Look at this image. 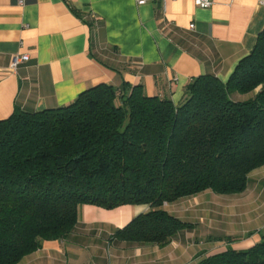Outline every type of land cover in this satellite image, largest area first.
<instances>
[{
    "label": "trees",
    "instance_id": "trees-1",
    "mask_svg": "<svg viewBox=\"0 0 264 264\" xmlns=\"http://www.w3.org/2000/svg\"><path fill=\"white\" fill-rule=\"evenodd\" d=\"M233 93L252 95L235 100ZM262 165L264 26L227 82L194 77L176 105L141 86L125 92L101 83L64 106L15 108L0 119V264L67 237L84 204L149 205L114 236L165 245L191 227L165 203L205 190L239 193ZM193 264H264V236Z\"/></svg>",
    "mask_w": 264,
    "mask_h": 264
},
{
    "label": "crops",
    "instance_id": "crops-1",
    "mask_svg": "<svg viewBox=\"0 0 264 264\" xmlns=\"http://www.w3.org/2000/svg\"><path fill=\"white\" fill-rule=\"evenodd\" d=\"M263 26L264 5L257 0H213L208 8L192 0H0V119L15 108L67 105L101 83L125 92L141 86L146 96L176 105L194 77L211 74L227 82ZM15 54L27 60L13 71ZM236 194L165 203L185 221L168 207L188 200L189 209L200 207L192 219L200 223L162 246L114 236L149 205L84 204L67 237L42 241L17 264H193L227 247L247 249L264 236V165Z\"/></svg>",
    "mask_w": 264,
    "mask_h": 264
},
{
    "label": "rangeland",
    "instance_id": "rangeland-1",
    "mask_svg": "<svg viewBox=\"0 0 264 264\" xmlns=\"http://www.w3.org/2000/svg\"><path fill=\"white\" fill-rule=\"evenodd\" d=\"M236 96H238V95H236V93H235L233 96L235 99L245 100L248 98L249 94H242V95H239V97H236ZM204 194H206L210 198H237L238 197V194H236V193L217 194V193L212 192L211 190H205L204 193H202V195L201 194L197 195V198H203L205 196ZM184 198H187V197H184ZM187 204H189V201L183 199L182 201H179V203L177 202V203L169 206L168 208H169V210L177 213V215L182 216V218L185 221H187V219H191V220H189L190 222L188 221V223L191 224V227L186 228V229H192L193 225H195V222L197 221V220L194 221L195 218H193V216L196 214H198V217L200 216V207L191 210V209H189L191 205H187ZM190 215H191V218H188ZM192 219H194V220H192ZM197 223H200V220H198Z\"/></svg>",
    "mask_w": 264,
    "mask_h": 264
},
{
    "label": "built area",
    "instance_id": "built-area-1",
    "mask_svg": "<svg viewBox=\"0 0 264 264\" xmlns=\"http://www.w3.org/2000/svg\"><path fill=\"white\" fill-rule=\"evenodd\" d=\"M149 1H152V0H135L137 4H144ZM192 1L196 6L201 7V8H208L213 3V0H192ZM257 2L259 5H264V0H257ZM190 27L192 28L193 25L191 24ZM26 60H27L26 54H15L12 57V60L10 62V69L13 71L16 70L17 66Z\"/></svg>",
    "mask_w": 264,
    "mask_h": 264
}]
</instances>
